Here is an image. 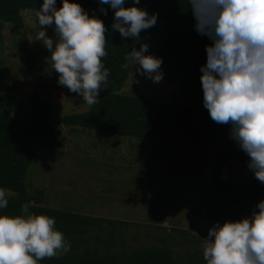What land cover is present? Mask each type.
<instances>
[{"label":"trees","instance_id":"1","mask_svg":"<svg viewBox=\"0 0 264 264\" xmlns=\"http://www.w3.org/2000/svg\"><path fill=\"white\" fill-rule=\"evenodd\" d=\"M77 15L69 69L98 77L102 91L80 113L48 120V104L34 91L24 121L0 103V264H231L264 263V183L247 189L220 178L228 159L264 172V0H0V29H22V10ZM169 28L149 70L177 88L189 104L118 91L152 21ZM19 47L31 54L24 33ZM32 62L29 60L28 69ZM213 111L223 127L208 167L213 195L207 214L228 251L194 239L173 254L164 245L114 250L116 222L29 203L24 177L40 148L58 144L61 125L99 134L156 138L182 131ZM109 229L100 238L102 223ZM92 243V244H90Z\"/></svg>","mask_w":264,"mask_h":264},{"label":"rangeland","instance_id":"2","mask_svg":"<svg viewBox=\"0 0 264 264\" xmlns=\"http://www.w3.org/2000/svg\"><path fill=\"white\" fill-rule=\"evenodd\" d=\"M20 16L22 29L8 24L0 29V103L21 121L29 113L32 91L47 102L51 122L85 111L102 91L103 82L69 69L77 15L25 9ZM168 28L164 20L150 23L119 93L189 104L176 87L148 67ZM255 28L264 36V24ZM21 33L31 45V54L19 47ZM192 123L184 131L169 126L150 139L61 125L58 144L40 148L25 172V198L31 204L38 200L42 206L116 222L114 250L164 245L173 254H181L198 239L228 251L206 207L213 195L208 167L223 116L213 111L204 119L194 117ZM220 178L247 189L253 180L264 183V172L228 159ZM0 194L16 197L8 190ZM108 229L109 224L103 222L100 238ZM231 264L254 263L233 258Z\"/></svg>","mask_w":264,"mask_h":264}]
</instances>
